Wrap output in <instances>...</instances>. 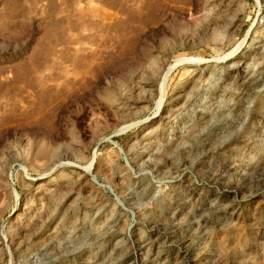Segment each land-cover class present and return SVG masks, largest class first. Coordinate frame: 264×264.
I'll use <instances>...</instances> for the list:
<instances>
[{"label":"rangeland","instance_id":"1","mask_svg":"<svg viewBox=\"0 0 264 264\" xmlns=\"http://www.w3.org/2000/svg\"><path fill=\"white\" fill-rule=\"evenodd\" d=\"M0 264H264V0H0Z\"/></svg>","mask_w":264,"mask_h":264},{"label":"bare ground","instance_id":"2","mask_svg":"<svg viewBox=\"0 0 264 264\" xmlns=\"http://www.w3.org/2000/svg\"><path fill=\"white\" fill-rule=\"evenodd\" d=\"M185 62V61H184ZM175 67V66H174ZM174 67H171L170 69H169V71L167 72V74H166V78L168 77V75H169V73H171L172 72V70L174 69ZM166 78L164 79V82H166ZM163 86H164V83H163ZM165 87V86H164ZM160 106V105H159ZM91 168H92V164L91 165H89V168H88V170L90 171L91 170Z\"/></svg>","mask_w":264,"mask_h":264},{"label":"built area","instance_id":"3","mask_svg":"<svg viewBox=\"0 0 264 264\" xmlns=\"http://www.w3.org/2000/svg\"><path fill=\"white\" fill-rule=\"evenodd\" d=\"M113 193V192H112ZM114 196L116 197V195L114 194ZM116 199H118L117 197H116Z\"/></svg>","mask_w":264,"mask_h":264},{"label":"water","instance_id":"4","mask_svg":"<svg viewBox=\"0 0 264 264\" xmlns=\"http://www.w3.org/2000/svg\"><path fill=\"white\" fill-rule=\"evenodd\" d=\"M112 143H114L113 141H111ZM97 182V181H96Z\"/></svg>","mask_w":264,"mask_h":264}]
</instances>
